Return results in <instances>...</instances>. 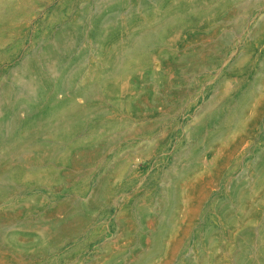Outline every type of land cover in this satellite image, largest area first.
<instances>
[{
	"label": "rangeland",
	"instance_id": "1",
	"mask_svg": "<svg viewBox=\"0 0 264 264\" xmlns=\"http://www.w3.org/2000/svg\"><path fill=\"white\" fill-rule=\"evenodd\" d=\"M0 264H264V0H0Z\"/></svg>",
	"mask_w": 264,
	"mask_h": 264
},
{
	"label": "bare ground",
	"instance_id": "2",
	"mask_svg": "<svg viewBox=\"0 0 264 264\" xmlns=\"http://www.w3.org/2000/svg\"><path fill=\"white\" fill-rule=\"evenodd\" d=\"M105 1V0H103ZM96 9V8H95ZM73 15V14H72ZM95 15V14H94ZM52 18V17H51ZM56 19V18H55ZM67 20V19H66ZM63 21V20H62ZM60 22V21H59ZM67 22V21H66ZM69 23V22H68ZM52 24V23H51ZM50 24V25H51ZM60 25V24H59ZM61 27V26H60ZM46 28V27H45ZM84 28V27H83ZM58 30V29H57ZM52 31V30H51ZM78 33H79V28L78 26H74L70 29H66L64 30L61 35L58 37V39L56 40V42L54 44L51 45L52 49H58V51L60 50V55L58 58H56L55 60L51 61V63L49 64V69L51 70V72H54L58 69L59 66V61L62 58L63 55H65L67 53V51L71 50L74 45L77 42L78 39ZM41 35V34H40ZM80 36V35H79ZM40 38V37H39ZM43 38V37H42ZM35 42V41H34ZM47 42V41H46ZM142 40L137 39L134 41V43L132 44V46L130 47L129 51L132 52V50H134L136 47H138L141 44ZM42 43V42H41ZM147 45V44H146ZM81 47V46H80ZM41 49V48H40ZM129 52V53H131ZM138 52V51H137ZM39 58V57H38ZM69 61V60H68ZM117 61V59H113V63H115ZM124 61V60H123ZM124 63V62H123ZM41 65V64H40ZM63 66V65H62ZM43 67V66H42ZM62 68V67H61ZM75 68L74 67H70L67 70V74L69 75L71 73V71H73ZM24 71L15 73V80L20 84L22 90L28 95V97L30 99H34L36 97H38L39 93L42 91L41 87H42V81H43V76L40 74V72L38 70H36L34 68V66H30L27 67L26 69H23ZM71 76V75H70ZM142 77V76H141ZM55 80V79H54ZM53 80V81H54ZM52 81V82H53ZM68 82V81H67ZM128 82V81H127ZM16 84V83H15ZM68 84V83H67ZM64 85V84H63ZM16 87V86H15ZM68 87V86H67ZM124 87V86H122ZM87 89V88H85ZM45 90V89H43ZM14 92V91H13ZM87 92V91H86ZM102 92V91H100ZM106 94V93H105ZM40 96V95H39ZM4 97V96H3ZM69 97V96H68ZM105 97V96H104ZM44 98V97H43ZM5 97L2 99V101L4 102ZM48 100V98H47ZM107 100V99H106ZM28 102V101H27ZM26 102V103H27ZM30 103V102H29ZM28 104V103H27ZM70 106H72L70 104ZM69 108V107H68ZM115 108V107H114ZM51 111V110H49ZM61 116H66V114H68L67 110H61ZM121 115V113H120ZM126 115V114H125ZM123 116V115H121ZM42 117V116H41ZM125 117V116H124ZM40 118V117H39ZM48 119V116H47ZM50 120V119H49ZM91 122V121H90ZM49 123V121H48ZM96 124V123H94ZM88 125V124H87ZM49 127V126H47ZM86 128V126H85ZM51 132V131H50ZM86 132V131H84ZM6 135L11 136V132L10 129L7 127L5 130ZM26 137V136H25ZM77 137V136H76ZM22 139V138H21ZM22 141V140H21ZM15 142V141H14ZM19 142V141H18ZM23 142V141H22ZM29 144V143H28ZM11 146V145H10ZM19 148V147H18ZM23 150V148H22ZM20 152V150H19Z\"/></svg>",
	"mask_w": 264,
	"mask_h": 264
}]
</instances>
